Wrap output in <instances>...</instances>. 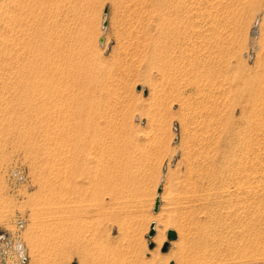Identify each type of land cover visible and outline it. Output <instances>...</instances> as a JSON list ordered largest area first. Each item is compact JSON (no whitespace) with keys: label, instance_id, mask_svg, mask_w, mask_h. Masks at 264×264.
Returning a JSON list of instances; mask_svg holds the SVG:
<instances>
[{"label":"rangeland","instance_id":"374dc122","mask_svg":"<svg viewBox=\"0 0 264 264\" xmlns=\"http://www.w3.org/2000/svg\"><path fill=\"white\" fill-rule=\"evenodd\" d=\"M0 264H264V0H0Z\"/></svg>","mask_w":264,"mask_h":264},{"label":"water","instance_id":"95a60500","mask_svg":"<svg viewBox=\"0 0 264 264\" xmlns=\"http://www.w3.org/2000/svg\"><path fill=\"white\" fill-rule=\"evenodd\" d=\"M105 13H106V8L103 9V14H105ZM101 27H102V28L105 27V22H104V21L102 22ZM101 42H102V40L99 39V43H101ZM159 193H160V187H157V189H156V195H157V196L155 197V199H154V203H153V206H152V212H153V213L156 212V210H157V208H158V205H159V198H158ZM152 236H153V223H151V224L149 225L148 233H147V237H148V238H150V237H152ZM174 237H175V234H174V232H173L172 230H167V231L165 232V239H166V242H164V243L162 244L161 251H164V250H165L166 245H167V241L174 239ZM149 247H150V244H149Z\"/></svg>","mask_w":264,"mask_h":264},{"label":"bare ground","instance_id":"6f19581e","mask_svg":"<svg viewBox=\"0 0 264 264\" xmlns=\"http://www.w3.org/2000/svg\"><path fill=\"white\" fill-rule=\"evenodd\" d=\"M158 1V0H157ZM161 1V0H160ZM177 1V0H176ZM157 2L155 1V3L154 4H156ZM163 3V2H162ZM165 3H169V2H166L165 1ZM158 4V3H157ZM161 6V5H160ZM156 7V6H155ZM154 7V8H155ZM156 12V14H157V8H156V10H155ZM162 12V11H161ZM157 16H159L160 17V15H157ZM162 16V15H161ZM164 17V16H163ZM162 17V18H163ZM158 20H159V18H158ZM89 98V97H88ZM91 100H93V96H90V98H89V101H91ZM204 139V138H203ZM112 140V139H111ZM204 141V140H203ZM199 143V142H198ZM200 144V143H199ZM202 145H203V143H202ZM201 147V146H200ZM204 148V147H203ZM207 149V148H206ZM109 151V150H108ZM201 151V150H200ZM203 151H206V150H203ZM207 152V151H206ZM211 152H214V150L213 151H211ZM210 152V153H211ZM206 154V153H205ZM125 155V154H124ZM207 155V154H206ZM215 155V154H214ZM213 155V156H214ZM205 156V155H204ZM217 156V155H216ZM142 157V156H141ZM208 157V156H207ZM132 158V157H131ZM204 159V158H203ZM218 159V158H217ZM217 161V160H216ZM217 163V162H216ZM153 227H154V225H153ZM164 240V237L163 236H159L158 237V243L160 244L162 241ZM14 249L16 250V252L18 253V255H20L19 257L21 258L22 257V252H23V248L21 247V245L20 244H17L16 246H14Z\"/></svg>","mask_w":264,"mask_h":264}]
</instances>
